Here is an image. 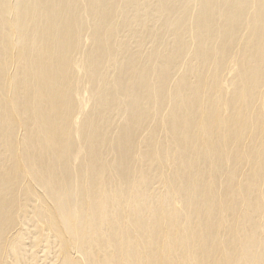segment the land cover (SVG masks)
<instances>
[{
    "label": "bare ground",
    "instance_id": "6f19581e",
    "mask_svg": "<svg viewBox=\"0 0 264 264\" xmlns=\"http://www.w3.org/2000/svg\"><path fill=\"white\" fill-rule=\"evenodd\" d=\"M0 264H264V0H0Z\"/></svg>",
    "mask_w": 264,
    "mask_h": 264
}]
</instances>
